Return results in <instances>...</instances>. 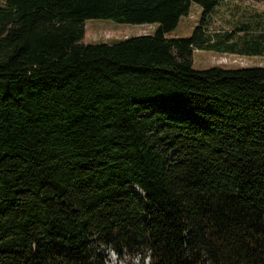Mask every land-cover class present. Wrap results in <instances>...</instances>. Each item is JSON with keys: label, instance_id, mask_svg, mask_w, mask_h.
I'll list each match as a JSON object with an SVG mask.
<instances>
[{"label": "trees", "instance_id": "obj_1", "mask_svg": "<svg viewBox=\"0 0 264 264\" xmlns=\"http://www.w3.org/2000/svg\"><path fill=\"white\" fill-rule=\"evenodd\" d=\"M223 1L0 0V264H264V66L193 67L264 54L261 14L211 31Z\"/></svg>", "mask_w": 264, "mask_h": 264}, {"label": "rangeland", "instance_id": "obj_2", "mask_svg": "<svg viewBox=\"0 0 264 264\" xmlns=\"http://www.w3.org/2000/svg\"><path fill=\"white\" fill-rule=\"evenodd\" d=\"M215 19L211 24V31L219 28H227L228 23L232 24L237 20L241 21L248 18L260 16L264 20V0H231L223 1L216 6ZM201 9L197 4L192 3L186 15L180 17L177 26L169 32V37H187L192 29L197 25ZM233 14V15H232ZM259 14V15H258ZM231 16V17H230ZM228 21V22H225ZM264 26V23H263ZM154 24H123L108 20L91 19L84 23L83 43H111L125 39L133 35L152 33L155 29ZM193 67L203 69L210 66H220L228 69L239 67L264 66V54L236 55L219 54L206 51H193ZM108 264H149L148 261L141 262L137 256L122 254L120 257L110 251L107 254Z\"/></svg>", "mask_w": 264, "mask_h": 264}, {"label": "crops", "instance_id": "obj_3", "mask_svg": "<svg viewBox=\"0 0 264 264\" xmlns=\"http://www.w3.org/2000/svg\"><path fill=\"white\" fill-rule=\"evenodd\" d=\"M233 15V14H232ZM231 17V16H230ZM214 19H215V17H214ZM225 22H228V21H225ZM228 24H230V23H228Z\"/></svg>", "mask_w": 264, "mask_h": 264}]
</instances>
